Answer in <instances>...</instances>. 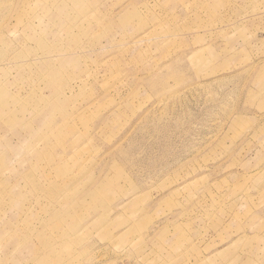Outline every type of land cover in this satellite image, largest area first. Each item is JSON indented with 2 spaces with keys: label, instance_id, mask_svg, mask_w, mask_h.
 I'll use <instances>...</instances> for the list:
<instances>
[{
  "label": "rangeland",
  "instance_id": "1",
  "mask_svg": "<svg viewBox=\"0 0 264 264\" xmlns=\"http://www.w3.org/2000/svg\"><path fill=\"white\" fill-rule=\"evenodd\" d=\"M0 264H264V0H0Z\"/></svg>",
  "mask_w": 264,
  "mask_h": 264
}]
</instances>
